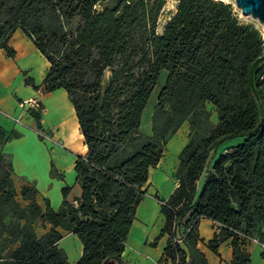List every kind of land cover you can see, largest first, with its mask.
<instances>
[{
  "label": "trees",
  "instance_id": "1",
  "mask_svg": "<svg viewBox=\"0 0 264 264\" xmlns=\"http://www.w3.org/2000/svg\"><path fill=\"white\" fill-rule=\"evenodd\" d=\"M165 4L0 0V47L15 55L9 40L17 28L34 41L50 63L45 90L68 92L87 146L75 161L80 194L65 185L58 209L48 200L45 209L39 204L33 183L22 186L25 203L19 201L12 162L0 150V264H129L123 252L149 169L185 120L190 132L179 154V184L167 200L156 196L165 216L159 237L168 235L163 256L168 264H211L199 245L200 220L209 218L219 231L207 247L217 253L231 239V264H253L244 244L263 235L264 62L255 74L260 99L249 71L264 54V38L223 0H179L159 34ZM162 73L146 134L143 113ZM36 219L51 225L41 236ZM181 226L189 230L174 241ZM64 231L83 244L77 262L59 245Z\"/></svg>",
  "mask_w": 264,
  "mask_h": 264
},
{
  "label": "crops",
  "instance_id": "2",
  "mask_svg": "<svg viewBox=\"0 0 264 264\" xmlns=\"http://www.w3.org/2000/svg\"><path fill=\"white\" fill-rule=\"evenodd\" d=\"M9 44L15 50L14 56L0 47V148L10 157L16 188L22 189L24 184L33 183L39 190V204L45 209L48 200L52 208L58 209L63 201L62 188L65 185L72 186L76 195L80 194L76 185L75 161L78 154L86 153L87 146L68 92L64 88L45 90L44 79L50 67L47 58L21 28L15 30ZM32 97H38L43 105L39 118L21 105L23 100ZM150 102L151 98L141 124V131L146 134L151 133V126L145 117H152L155 107L150 109ZM17 116L21 117L20 122L15 121ZM38 127L46 130L54 142L42 139L36 131ZM8 135L12 136L7 140ZM188 140V131L183 136L177 131L169 139L160 162L149 169V178L143 187L146 194L137 208L123 252V258L129 264H168L163 256L168 235L159 237L165 225V216L156 195L167 200L178 186L176 171L179 154ZM37 222L47 229L51 226L41 219H36ZM262 230V240L247 239L244 244L253 264H264L261 245L264 243V224ZM215 231H219V223L202 218L199 232L204 242L199 245L211 264H231V239L222 242L217 253L206 245ZM66 237L75 238L76 235L64 231L59 245L65 248L70 262H77L82 256L83 244H79L77 249L68 247L62 243Z\"/></svg>",
  "mask_w": 264,
  "mask_h": 264
},
{
  "label": "rangeland",
  "instance_id": "3",
  "mask_svg": "<svg viewBox=\"0 0 264 264\" xmlns=\"http://www.w3.org/2000/svg\"><path fill=\"white\" fill-rule=\"evenodd\" d=\"M224 1L227 2V3H231V5L233 6L234 11L238 14L239 19L241 20V22H243V23H252L256 27H258L260 29L261 33H262L263 38H264V25L258 19L252 17L251 15L243 14L241 9L236 6L235 0H224ZM178 6H179V0H166V4L163 7V9L161 10L160 15L158 17L157 27H156L157 33L161 34L163 32V29H164V26L166 25V23L177 13ZM165 77H166V73H162V75H161V77L159 79V82H158L157 86L154 89V93L151 96V102L149 104V108L150 109L153 108L154 105L156 104L158 93H159L160 89L162 88L163 84L165 83ZM207 107L212 111L211 120L216 123L218 121V119H217V113L215 111L214 106L211 103H208ZM145 119H146L145 121L149 124V127H150L151 126V117L146 116ZM178 131L180 132V134L182 136L187 131L190 132V123H189V121L185 120L182 123L181 127L178 129ZM2 139H3V137H2ZM1 142H2V140L0 141V143ZM0 150H1V148H0ZM5 154H6L5 161L6 162L10 161L9 155L7 153H5ZM15 189L17 191V198L19 199V201H21V203L24 204L25 202L21 199V195H20L21 189L20 188H16V186H15ZM74 193H76V192L74 191ZM4 220L9 222L11 220V218L9 216H6L4 218ZM34 226H35V231H36V233L39 236L43 235L48 230L46 228V226L42 225V223H40V222L34 223ZM68 235L69 234H66V236H68ZM62 243H64V245L66 244L68 247H72L74 249H77V247H79L78 246L79 244L82 245L80 239L77 236L75 238L66 237L63 240Z\"/></svg>",
  "mask_w": 264,
  "mask_h": 264
},
{
  "label": "water",
  "instance_id": "4",
  "mask_svg": "<svg viewBox=\"0 0 264 264\" xmlns=\"http://www.w3.org/2000/svg\"><path fill=\"white\" fill-rule=\"evenodd\" d=\"M224 1V0H223ZM235 4L245 15H251L264 25V0H235ZM264 62V54L259 56L251 65L249 71L250 87L260 99L255 83V74L259 65Z\"/></svg>",
  "mask_w": 264,
  "mask_h": 264
},
{
  "label": "built area",
  "instance_id": "5",
  "mask_svg": "<svg viewBox=\"0 0 264 264\" xmlns=\"http://www.w3.org/2000/svg\"><path fill=\"white\" fill-rule=\"evenodd\" d=\"M21 105L24 109H26L28 112L32 113H38L41 114L43 111V105L40 101V99L38 97H32V98H28L25 99L21 102ZM15 121L20 122L21 121V117L17 116L14 118ZM36 131L38 133V135L44 139V140H48L50 142H54L53 137L44 129H42L41 127L36 128ZM189 230L188 227L185 226H181L180 228V233L177 234L176 237H174V241L177 242H181L182 237L186 234V232ZM248 239H252V240H256L258 241V238L256 237H249ZM263 251H264V243H261Z\"/></svg>",
  "mask_w": 264,
  "mask_h": 264
}]
</instances>
